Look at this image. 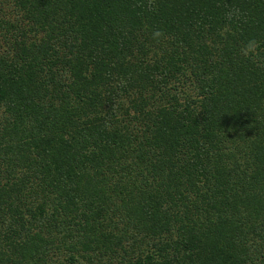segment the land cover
I'll return each instance as SVG.
<instances>
[{
    "label": "trees",
    "instance_id": "16d2710c",
    "mask_svg": "<svg viewBox=\"0 0 264 264\" xmlns=\"http://www.w3.org/2000/svg\"><path fill=\"white\" fill-rule=\"evenodd\" d=\"M226 2L0 0V264H264V0Z\"/></svg>",
    "mask_w": 264,
    "mask_h": 264
},
{
    "label": "clouds",
    "instance_id": "9594fccd",
    "mask_svg": "<svg viewBox=\"0 0 264 264\" xmlns=\"http://www.w3.org/2000/svg\"><path fill=\"white\" fill-rule=\"evenodd\" d=\"M226 9L225 17L228 21L232 20H240L243 16L242 11L234 6L229 5L226 0L225 3L220 5ZM229 30V26L226 25L224 31L227 32ZM153 39L159 41L161 38L165 37V33L163 30L156 29L152 33ZM239 56L243 57L246 60L257 63L258 66L264 67V55H262V45L256 39H249L246 43H244L239 49Z\"/></svg>",
    "mask_w": 264,
    "mask_h": 264
}]
</instances>
